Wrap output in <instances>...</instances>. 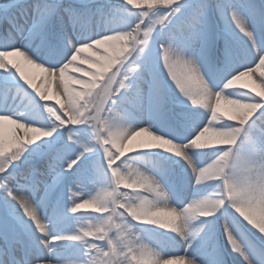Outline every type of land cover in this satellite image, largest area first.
<instances>
[{"label":"snow or ice","instance_id":"6c2138e0","mask_svg":"<svg viewBox=\"0 0 264 264\" xmlns=\"http://www.w3.org/2000/svg\"><path fill=\"white\" fill-rule=\"evenodd\" d=\"M0 264H264V0H0Z\"/></svg>","mask_w":264,"mask_h":264}]
</instances>
